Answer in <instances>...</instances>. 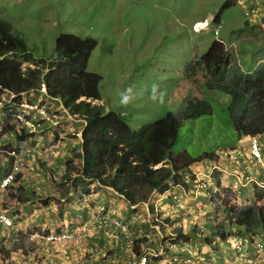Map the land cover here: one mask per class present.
<instances>
[{
    "label": "rangeland",
    "instance_id": "obj_1",
    "mask_svg": "<svg viewBox=\"0 0 264 264\" xmlns=\"http://www.w3.org/2000/svg\"><path fill=\"white\" fill-rule=\"evenodd\" d=\"M228 1L235 2L0 0V18L12 23L14 31L25 40L29 51L37 60L54 56L56 40L60 34H73L97 42L88 70L102 77L101 104L105 110L121 114L133 131L161 121L171 112L178 118L177 124L180 127L173 152L186 151L193 157H199L238 142L230 110L227 111L231 95L213 85L214 79L204 72L205 66L200 62V58L217 40L213 33L217 24L205 21L196 25V28L209 27L208 29L199 31L195 28L197 22L207 18L213 20ZM237 2L221 14L222 30L219 38L226 45L247 35L248 38L253 34L262 35L264 31V28L255 25L250 33L244 32L247 30L245 25L248 22V11L240 1ZM256 17L253 16V19ZM153 84H159L160 89L166 92L164 105L153 103L149 99ZM129 86L134 88L137 97L128 107H123L119 92ZM141 92L143 95H139ZM197 93L202 94L198 95V99L203 97L210 105L209 112L189 109ZM211 106L214 110L212 115ZM167 179L173 184L177 183L171 173L162 181L168 182ZM178 188L180 187L175 189L176 194L185 203V208L180 213L173 212L160 219L159 223L153 222L151 218L154 204L161 201L160 207L163 206L161 210L165 214V209L170 206L176 209V198L166 194L163 201L162 198L157 200L155 193L158 192H153L145 203L142 202L148 194L145 190L144 194L131 197V210L134 212V217L131 218L138 221L139 231H149V239L154 243L162 238L164 243L171 244L180 239L174 229L181 224L187 231L185 233L191 236L189 239L196 241L198 249L230 252L232 249L227 242H207L212 233L218 232L213 222L219 221L220 217L214 214L210 220L207 218L210 212L204 207L207 202L198 191L197 184H189L187 189L180 188L179 191ZM219 197L222 208H219L220 203L217 208L223 217V208L233 205V200L237 198L232 189L222 192ZM168 219L170 221L166 222ZM181 238L182 241L186 239L185 236ZM183 243L190 244L189 241Z\"/></svg>",
    "mask_w": 264,
    "mask_h": 264
},
{
    "label": "clouds",
    "instance_id": "obj_2",
    "mask_svg": "<svg viewBox=\"0 0 264 264\" xmlns=\"http://www.w3.org/2000/svg\"><path fill=\"white\" fill-rule=\"evenodd\" d=\"M237 1H240L248 11V22L245 25V27H247V30H245L244 32L250 33V31L253 27H255V25L260 26V28H264V1L262 2V0H235V2L228 1L227 3H230L231 7L233 5H236L238 3ZM220 12L218 13V20L217 14L213 20L207 18L202 22H197L195 24V28L196 25L205 21H211L212 23L217 24V27L213 32L217 39L214 42L222 43L225 46L224 52L230 53V65L232 62H236V64H238L241 69L247 72L249 75H264V31L262 35L253 34L252 37L249 38V35H247L244 36L245 38L243 39L236 40L231 45H226V43L223 40H220L219 38L222 30V12ZM257 14L260 15L257 16ZM253 16H257L256 19H253ZM208 28L196 29L199 31H203ZM95 43L97 47V42ZM217 56L218 54L216 55V57ZM29 67L35 68L36 66L34 64H24V69H27ZM213 67L215 68L214 65ZM205 71L206 70H204V72ZM88 72L98 75L101 79L100 81L102 82V77L99 74L91 72L89 70ZM205 73L208 76L211 75V77L214 79L213 85H216V88L223 89L227 91L229 95H231V102L227 107V111L230 110L229 115L233 123V114L231 113V107L237 99V95L235 94V92H232L233 85H230L229 81H223L221 78H219L220 76L218 75L217 71H213L214 75L208 72ZM222 83H224V85H222ZM34 92H37L39 95H41L39 96L42 98L41 101L38 102L36 99H34L33 101L25 100L24 97L30 94L25 93L22 95L21 104H19L18 107H16V105L14 104L15 111L11 115H9L11 109H8L6 105H10L12 103L11 100L15 96H4V101L0 105V125L3 126L9 122L12 126H14L17 132L20 133V131L25 129L26 133H28L29 135H31L29 131H31L32 129L41 128L42 130V127L45 129L46 132H49L51 130H61L62 132L66 133L67 130V132H69L70 137H75L77 138V140H79L80 149L76 153L72 154L71 157L67 160L66 171L62 178L64 186L67 185V200L69 199L68 202L73 200L77 201V199L88 197L91 194L95 193L96 190L99 188H109L113 192H115L114 195L118 197H123L124 200L129 201L130 203L132 196L137 195L139 193L144 194V190L145 193H148L146 199L142 200V202L145 203H147L148 200L151 198L153 192H158L155 193L158 197L157 200H160L162 198L163 201L166 194L171 197L173 196V199L176 198V209L171 208L172 206H170L168 209H165L164 214V210H161L163 206L160 207L161 201H159L157 205L154 204L155 208L152 207L151 218L153 222L159 223L160 219H164V217L170 216L173 212L179 211L180 213V211L185 208V203L182 202V199L179 197V195L176 194L177 190L175 191V189H177V187L187 189L189 184H197L198 191L202 193L201 196H203L204 200L207 202L206 206L204 205V207H207L206 209L210 212L207 218H209L210 220V218H212L214 214L220 217L219 221H212L214 223L215 230H218V232L212 233L214 234V236H209L207 242L209 244H212L213 240H222V242H227L229 244V248L232 249L230 252H222L221 249L220 251L219 249L216 251H211L209 249L204 251L202 249H198L196 247V241L194 239H189L191 238V236L185 233L186 230L181 224L176 225L177 227L174 229V232L176 233L178 238L180 237V240L176 241L175 243L167 244L164 243L161 238L158 239V243H154L151 239H149V231L146 232L147 230L138 231L137 234L131 233L130 224H133L131 222H127L128 224H126L125 222H123V220L117 218L101 217L98 222L100 226L110 225L116 228L117 230L126 233V235L131 234V250L134 255L131 257L128 264H130L134 259H140L143 255L148 256L149 264H158V262L163 261L164 259L171 260L169 264H264V229L261 225H259V223H257L256 226L254 225V228L244 230V224L238 218L239 213L240 211H242L243 207L251 206L254 208H264V132L258 133L256 135H252L251 132H248V134H238L233 124L238 136V142H234L233 144L228 145L224 148H218L215 153H210L211 155L213 154L212 156H204L203 154L202 156H199L200 160L192 166L187 167L185 170L179 171L177 174L172 173L174 180L177 182L176 184H173L168 180V182H166V185H168L166 186L165 190L161 189L162 191L155 187H142L139 188L136 192L126 189L125 193L120 194L115 191L112 187L105 186L104 184L99 183L98 181H90V183L85 187L84 182H81L79 178L80 174L82 173L83 160L75 158V156L79 153H82L83 131L85 129V126L87 125V122L83 119H80L78 116L70 114V112L66 109L63 101L60 98H54L49 96L45 84H42L40 90ZM199 94L201 93H197L194 100L190 103L189 109L193 111L202 110L203 112L207 113L210 111V105L205 102L203 97L201 99H198ZM139 95H143V93L141 92L139 93ZM165 96L166 92L160 89L159 84H153L151 86L149 99L153 103L164 105ZM119 97L120 104L123 107H128L136 99L137 93L135 92L132 86H129L125 90L119 92ZM81 102H89L93 106L102 107L105 113L114 112L105 110L104 106L101 104V96L99 99L96 100L89 99L87 97H81L77 101V103ZM192 106H195V110ZM213 112L214 110L212 107L211 115L213 114ZM114 113L124 118L121 114L117 112ZM170 113H168V115ZM253 118L254 116L252 117V119L249 115L246 116L245 125L247 127V131L254 130L252 128ZM34 121H36V124L34 123ZM157 122L160 121L145 125L142 128L149 127L150 125H153ZM124 123L129 127L132 132H138L142 129L141 128L137 131H133L128 125L125 118ZM9 134L14 133L12 132L5 135ZM9 146H11V144ZM26 154L27 150L24 149V145L17 147L11 146V149H9L8 151H3V153L1 154L0 158L3 160L4 165L6 164V162H8V156L14 157V162L11 166V169H9V162L8 167H6L5 165V168H7L9 172L6 173L5 177L0 181L1 192H5L7 189L12 187L16 183L17 179L20 177L24 164V157ZM71 159H73L74 163H72L71 168L68 169V162ZM4 160L7 161L4 162ZM242 161L247 162L242 163ZM229 165H234L235 167L227 169V166ZM162 168L169 169V164L167 160L157 165L154 169L157 171ZM66 175H68L69 179L65 178ZM107 176L108 175H105L103 176V178H106ZM8 179H10V181H8ZM180 188H178V191L180 190ZM85 189L89 190V194H86L84 192ZM231 189L235 192L237 199L233 200V205H230L227 208H223L225 213L222 217L221 211L217 208L218 203H220L219 208H222V204L220 202L221 198L219 196H222V192ZM71 191H74L76 194L69 196V192ZM171 204L173 205V202H171ZM2 205L3 203L0 202V212H5L13 220L15 227H6L0 221V225L9 232V235L6 236V239L2 243H0L1 254L3 253L7 256L13 249L12 245L22 244V236H27L31 244H35L36 242H43L48 245H51L52 247H64L68 250L72 249V245L78 241V231L73 229H58L54 230L53 232L40 229L33 232L27 231L25 234L22 235V233H20L17 229V225L15 223L14 218L9 214L6 209L3 208ZM215 211L217 213H215ZM230 211H232V215H236L235 220L229 217ZM234 215L233 217H235ZM168 221H170V219H168L166 222ZM136 223L138 224V221H136ZM177 228L184 229L182 231V236L180 234V231L177 230ZM224 229H226L229 233L225 232ZM12 234H14L15 236H12ZM63 234L72 235L73 239H67L64 241L55 240L56 237ZM224 235L225 237H223ZM183 236H185L186 238L185 241H182L183 238L181 237ZM234 240H236V242H234ZM188 241L190 242V244L183 243ZM180 245L183 248L179 251L173 248L175 246ZM9 246L12 247L8 248ZM250 247H252V250H250ZM136 249L139 252L138 254L136 252ZM173 252H176V254L172 255ZM220 255H223V257H221ZM225 256L230 257L224 258ZM225 260H228V262H225Z\"/></svg>",
    "mask_w": 264,
    "mask_h": 264
},
{
    "label": "trees",
    "instance_id": "obj_3",
    "mask_svg": "<svg viewBox=\"0 0 264 264\" xmlns=\"http://www.w3.org/2000/svg\"><path fill=\"white\" fill-rule=\"evenodd\" d=\"M229 7L230 3H226L221 12ZM218 17L219 14L217 20ZM95 47L96 43L90 38L61 34L56 41L54 56L46 60H37L29 51L25 40L14 31L12 23L0 18V105L4 101V96L14 95L12 103L6 105L11 109L9 113L11 115L15 111L14 104L16 107L21 104L23 94L40 90L42 84H45L49 96L60 98L70 114L87 122L83 131L82 153L75 156L83 160L79 178L85 187L90 181H98L120 194L125 193L126 189L136 192L142 187L165 190L167 185L162 180L170 173L177 174L192 166L200 157H193L188 152H173L179 138L180 127L171 113L160 122L144 127L138 132H132L120 115L114 112L105 113L102 107L93 106L89 102L77 103L81 97L96 100L101 96L100 77L88 72V63ZM224 51L225 46L222 43L214 42L208 52L200 58V62L205 66V72L214 75L213 71H217L219 78L233 85L232 92H235L237 99L231 107V113L238 134L262 133L264 75H249L236 62L230 65V53ZM26 63L34 64L36 67L24 69ZM192 107L195 110V106ZM247 115L251 119L254 116L253 131H247L245 125ZM12 132L21 141L30 136L25 129L17 132L8 122L0 125V142L3 135ZM9 149L11 146L0 144V157L3 151ZM7 158L11 169L14 157ZM165 160L168 161L169 169L162 168L156 171L154 168ZM72 163L73 159L69 160L68 169ZM8 172L0 158V181ZM105 175L108 176L103 178ZM65 178L69 179L68 175ZM84 192L89 194V190L85 189ZM231 212L229 217L235 220L236 215L233 214L235 216L233 217ZM238 218L244 224V230L254 228L257 223L264 229L263 207H243ZM177 230L182 236L184 229ZM136 252L139 253L137 249Z\"/></svg>",
    "mask_w": 264,
    "mask_h": 264
},
{
    "label": "crops",
    "instance_id": "obj_4",
    "mask_svg": "<svg viewBox=\"0 0 264 264\" xmlns=\"http://www.w3.org/2000/svg\"><path fill=\"white\" fill-rule=\"evenodd\" d=\"M39 96L37 92H31L24 99L40 102L42 98ZM29 132L31 135L26 141L9 134L3 136L0 142L12 147L24 145L27 150L20 177L5 192L0 191V202L14 218L22 235L40 229L52 232L73 229L78 231V241L68 250L43 242L31 244L27 236H22V244L12 245L10 254L0 253V264H128L134 255L131 234L126 235L110 225L100 226L98 222L101 217L117 218L126 224L133 221L130 232L137 234L140 227L131 218L134 212L130 202L114 195L115 192L109 188H99L88 197L68 202L67 185L64 186L62 178L67 160L80 149L79 140L70 137L67 130L66 133L61 130L46 132L42 127V130L32 129ZM5 165L8 167V162ZM234 167L229 165L227 169ZM74 194V191L69 192V196ZM8 235V230L0 225V243ZM173 248L179 251L183 247ZM170 262L164 259L158 264Z\"/></svg>",
    "mask_w": 264,
    "mask_h": 264
},
{
    "label": "built area",
    "instance_id": "obj_5",
    "mask_svg": "<svg viewBox=\"0 0 264 264\" xmlns=\"http://www.w3.org/2000/svg\"><path fill=\"white\" fill-rule=\"evenodd\" d=\"M10 181V179H8ZM7 183V182H6ZM0 221L9 228H14V222L13 220L5 213V212H0ZM67 239H73L72 235H59L58 237L55 238V240H67ZM130 264H149V258L147 255H143L140 259H134Z\"/></svg>",
    "mask_w": 264,
    "mask_h": 264
}]
</instances>
